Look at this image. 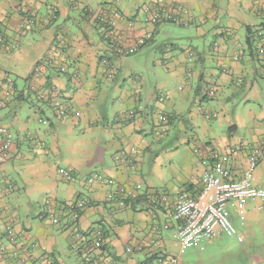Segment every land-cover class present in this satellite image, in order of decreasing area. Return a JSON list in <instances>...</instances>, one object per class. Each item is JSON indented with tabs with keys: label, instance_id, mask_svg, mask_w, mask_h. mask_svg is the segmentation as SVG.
<instances>
[{
	"label": "crops",
	"instance_id": "1",
	"mask_svg": "<svg viewBox=\"0 0 264 264\" xmlns=\"http://www.w3.org/2000/svg\"><path fill=\"white\" fill-rule=\"evenodd\" d=\"M94 1H96V5H93L92 2ZM149 1L152 0H135L132 2L133 6L130 7V1L128 0H0V35L7 36L10 41L15 40L18 44L17 51L15 49L12 52H6L5 46L0 45L2 50L5 49L3 53L6 54L3 56V53H1L0 58H7L5 61L3 60L4 68L0 77V109L8 108L4 119L12 121L11 123L1 121L0 125L5 124L10 127V130L14 125L17 130V141L11 147L10 157L0 164L2 167L0 170V246L6 247V251L0 250V264H62L60 253H57L56 241L52 239L53 233L46 226L48 222L43 219L49 213L51 214L49 217L52 218V223L61 225L64 234L65 232L70 234L71 247L79 254L81 264L84 263L82 248L89 242V239H84L83 236L84 234L88 235L94 229H101L104 234L103 247L108 255L103 256L101 264H112L113 261H117L118 264H143L145 259L147 261L150 259L148 250L144 253L126 254L125 247L136 243H148L149 239L155 236L161 237L160 241L164 245L162 223L164 224L168 219L166 213L160 215L159 222L156 223L149 214V204L147 205V202L141 201L126 204L125 207L120 208L122 214L118 219L114 217L116 208L113 204H110L114 202L109 201L107 195L106 199L103 198L105 188L108 194L109 191L115 190L118 186H134L141 183L137 177L143 170L144 151L151 148V142L143 137L145 133L143 132L145 130L144 122L138 118L144 106L142 105L144 96L139 94L136 101L140 103L136 105L137 107H133L135 111H139L137 118L134 116L129 117V110L119 111L115 117V122L106 124L105 128L102 129V133L99 126L95 125L94 122L90 123L95 126H89V130L100 129L102 134L101 137H93L95 138V144L97 142L102 143L96 144V147H89L91 145L90 139L83 141L85 146L83 149L79 148L76 140L72 143L69 140H61V136L64 135L62 131L67 129V132L73 133L72 128H69L66 123L69 120L73 121L81 117L82 112L74 106L77 100L89 104L88 101L91 99L92 94V81L95 80L97 83L98 75L99 77L103 75L108 78L109 75L116 76L118 73L117 58L120 56L110 49L109 37H107V34H111L112 31L117 33L119 42L132 45L139 42V37L143 34L153 36L152 41L160 27L167 24L172 23L181 27L193 25L196 27L198 36H213V41L208 48L193 51L195 54L193 64L197 79L196 93L201 95L203 99H213L217 94L216 88L219 89L221 84L232 82L233 84L242 85L252 71V66L244 63V43H247L252 58L255 57L253 47L259 50L258 53L261 49L264 50V0H161L166 12L170 13L172 17L170 20L157 23L146 20V14V16L142 14L143 18L140 16L141 9ZM21 4L37 11L38 19L34 25L25 23L24 15L17 8ZM51 5L57 6V14L52 11L53 9L51 10ZM83 8L88 9L89 14L87 16L84 15ZM77 10L80 11L84 19L82 25L84 42L91 49H82V39L75 43L76 47L67 43L63 48L66 51V56H70L71 53L72 57H69V63L67 58L66 61L61 60L60 64L59 54L62 50L59 46L60 39L63 37L60 36L57 27L62 19H70ZM113 10H116L121 16L117 19V27L114 30L110 26H104L99 21L100 16L109 18ZM49 11L56 15L50 16ZM52 18L55 19L51 20ZM22 29H25L24 32H20ZM243 34L246 37L245 41H243ZM21 36L22 38H20ZM188 49L190 48L185 49V54ZM77 51H80V55L77 54ZM84 51L86 53L83 56ZM262 55H264V52ZM105 58H108V62H104ZM53 59L58 60L57 64H60L57 65V70L50 66L51 64L47 65ZM164 59V63L168 64V57L165 56ZM61 65L66 66L67 72L62 73L59 71L58 66ZM11 74L16 78H24L27 83L25 88L17 90L15 81L13 80V82L10 79ZM194 78L193 69H189L186 71L184 83H188L189 86L193 85ZM213 78H216L214 87H207L208 80ZM10 85H13V87L10 95L7 96V91H9L7 86ZM211 90L215 91L213 98L209 96ZM29 91L36 92L33 99L42 100L46 109L54 107L52 100L57 99L61 107L70 113L67 117L61 116L59 122H54L49 120L48 117L41 118L40 114L45 110L39 107L37 109L40 111L37 110L34 115L31 113V106L28 105V109L29 107L30 109L25 114H20L18 106L12 108L10 105L15 101L13 105H17L24 100L29 101L30 98L27 97ZM19 95L22 98H19ZM161 97L159 99L162 102L156 98L158 102L154 101L155 105L161 104V107L157 106L160 108V115L164 113L171 122L170 116L164 111L165 105L162 104L170 96L162 94ZM32 102L35 103V101ZM54 109L56 110V108ZM201 112L204 117L210 114L205 111ZM217 114L219 116V113ZM94 118L98 117L95 116ZM213 118L206 116L205 120L211 121ZM42 125L48 127L45 129ZM233 126H235L233 129L238 130V124ZM261 130L264 131L262 126L254 129V141L264 137V133H262L263 136L259 133ZM49 135L53 137L54 143L47 140ZM62 143L67 145L65 146L67 156L60 155L65 163L64 167L74 169L73 173L77 176V179L72 183L78 182L81 186V177L79 178L81 172L86 168L99 164L102 165L103 169L100 173L103 172L104 176L113 178L115 185L109 187L100 186L99 184L92 186L93 189H91L90 194L86 195L60 175V181L62 182L57 181V192L54 196L57 198L63 196L64 191L68 190L71 197L66 200L67 202L61 201V203L55 198L52 200L47 197L43 205V207L45 206L44 209L42 208L43 210L41 209L40 213L38 211L41 224H35L30 219V216H33L32 210L36 202L35 193L32 192L33 190H31V193L28 191V184L26 183L24 190L28 195L27 198L24 197L22 189L12 176L9 163L13 159L16 160L12 164L18 165L20 171L23 174L25 172V174L30 175L31 178L37 176L41 180L49 177L51 180L53 176H58V168H61V166L57 165L56 167V163L50 161L49 157L45 155H48L50 150L62 154V150L58 146ZM39 144L40 147L37 146ZM251 144L247 145L230 136L218 137L216 143L210 141L204 145L195 144L193 148L199 147L205 155L210 154L211 150L222 151L229 146H242V153L234 161L236 164L234 171L239 174L246 163V154L249 151L246 148ZM113 148L116 149L113 160H107V151H113ZM85 154H87L86 157L82 156ZM195 154L198 156L197 153ZM198 158L200 162L197 168L192 169L186 179H183L184 175L182 174L183 177L179 180L178 185L174 183L167 184L168 188L155 187L153 183L146 180V185H142H145L147 189L165 191L173 199L184 189L197 192L202 187L205 170L201 158L199 156ZM158 169L161 174L160 166ZM255 183L264 188V159L256 171ZM11 184L14 186V190H11ZM169 189L172 191H169ZM84 196L88 197L91 203L83 211L78 212L79 214L76 216L77 211L73 206ZM75 199H77L76 202ZM261 204L263 203L260 202L256 206L257 203L254 201L247 207V217L249 216L253 222L264 221V207L259 208ZM23 211H26V215L22 213ZM234 213L237 214L235 211ZM172 225L176 228L175 222ZM9 226L15 232V241H11L7 236ZM246 233L245 236L241 234L243 236V242H240L243 244L242 255L251 264H264V258L256 255L254 251L256 250L255 246L258 245L264 251V242H262L264 235L257 236V242L253 241L247 245L248 233ZM140 255H144L141 260Z\"/></svg>",
	"mask_w": 264,
	"mask_h": 264
},
{
	"label": "rangeland",
	"instance_id": "2",
	"mask_svg": "<svg viewBox=\"0 0 264 264\" xmlns=\"http://www.w3.org/2000/svg\"><path fill=\"white\" fill-rule=\"evenodd\" d=\"M128 1H130V7L133 6L132 2L135 0ZM92 3L93 5H96V1ZM21 5L25 6V4ZM53 7H55V5H51V10ZM17 8H19V6H17ZM26 8L30 10L33 15L36 14V17H38L37 11L31 10L27 6ZM52 11L54 12V9ZM52 11H49L50 16H55ZM140 16L143 18L142 13ZM83 23L84 19L78 10L72 14L70 19H62L59 22L57 31H59L61 34L60 36L64 38L60 41L59 48L62 51L59 54V61H66L68 58L67 61L69 63V57H72L71 53L70 56L68 55L67 57L65 53L66 51L63 48L67 43L76 47L75 43L82 39V49L85 50L86 48H90L83 39ZM195 28L196 27L193 25L190 27H181L172 23L167 24L166 26L160 27L152 41L147 40L150 42L149 44L144 45L147 42L145 41L141 45L144 46L139 48V52L129 56L118 57L117 64L119 66V71L116 76L109 75L107 78L103 75L100 77L98 75L97 83L93 78L91 89L92 94L91 99L88 101L89 104L77 100L74 107L80 109L82 115L80 118H77L76 120L74 119L73 121L69 120L66 123L69 128H72L73 133L70 131L67 132V129H64L62 131L64 135L61 136V140H69L70 143L76 140L79 148L82 149L85 148L83 144L85 139L91 140V145H89L90 148L93 146L96 147V144H102L101 142L95 144V138L93 137H101L102 129L105 128L106 124H112L115 122V117L119 111L125 112L129 110L130 117L131 112L135 111L133 107L140 103H138L136 99H138L139 94H141L144 96L142 103L144 106L138 115V118L142 119L144 122L143 125H145V130L143 132L145 133L143 137L151 142V148L144 151L142 174L139 171L140 175H138L137 178L141 181V184H145L146 180L153 183L155 187L168 188L167 184L175 183L178 185L179 180L183 175V179H186L190 175L192 169L197 168L200 160L194 152L193 145H204L210 141L216 143L218 137L232 136L247 145L252 143L246 148L248 151L252 145L261 141V139H264V137H261V139L256 141L253 139V131L255 128L262 126V129H264V55H259V50L256 47H253L255 57L252 58L247 43L245 42L244 63L252 66L251 73L247 76L245 81H243L242 85L233 84L232 82L221 84L219 89L216 88L217 95L215 98L203 99L201 95L196 93L197 79L194 70V61L191 62L188 60L185 54V49L193 48L195 50H200L208 48L213 41V36L207 35L206 37H200L197 35ZM24 30L25 29H22L20 32H24ZM152 37L153 36L149 38L152 39ZM20 38H22V36ZM245 38V34H243V41H245ZM11 42H15V40L10 41L7 36H0V45L5 46L6 50H4L6 52H12L15 50L9 48ZM4 50L0 48V54L5 52ZM85 53L86 52L84 51L83 56ZM77 54L80 55V51H77ZM4 55L6 54L3 53V56ZM165 56L168 57V64L164 63ZM6 59L7 58L5 57L0 58V77L4 68L3 60L5 61ZM189 69H193L195 73L194 83L193 85L191 84L192 86L184 84L185 74ZM10 79L15 81L17 90H20L23 87L25 88L27 84L24 78H16L12 74L10 75ZM208 81L209 82L206 86L214 87L216 78L209 79ZM180 85H185L184 90H179ZM7 88H9V86H7ZM34 93L29 91L27 94V97L30 98L29 101L24 100L17 105H13L15 104V101L10 106H12V108L18 106L19 113L25 114L30 109V107L28 109V105H30L31 113L34 115L35 112L39 110L37 108L40 107L45 110L42 115L43 118L45 116L52 118L51 120L54 122H59L60 116L57 118V113L54 112L57 111L54 109L55 107L46 109L44 105L45 103L42 100L38 101L36 98L33 99L35 97ZM162 94L170 96L169 98H166L162 104L165 105L164 111L170 116L171 122L164 113L163 115H160V108L157 106L161 107V104L158 103L156 106L154 102L157 101V99L161 101L162 98L159 99L158 95L160 96ZM32 101H35V103ZM201 111L210 114L217 112L219 113V116L208 121L205 120L204 114ZM7 112L8 108L0 109V122H12L10 119H4L6 118L5 114ZM137 113H139V111H135V118H137ZM95 116L98 118H94ZM91 122H94L95 125L101 128V133L100 129L89 130V126H95L90 124ZM236 124L239 125L238 130L232 129L231 127ZM2 125L7 126L5 124H1L0 126ZM42 127L46 129L48 126L42 125ZM16 131V128L12 125L11 133L13 136V144L17 141ZM259 133L262 135L264 131L261 130ZM32 140L35 141L34 139ZM47 140H49L50 143H54L53 137L50 135ZM37 146L40 147V144ZM58 146L61 148L62 154L50 150L48 155L45 156L49 157L50 161L52 160L55 162L56 167L59 165L61 168H64L65 163L60 155L67 156L65 149V146L67 145L62 143ZM115 153V148H113V151L108 150L106 159L112 161ZM87 154L82 156L86 157ZM13 161L16 160L13 159L9 163V169L11 170L14 180L18 183L20 189H22L23 195H25L24 197L27 198L28 195L24 190L26 183L28 184V191L31 193V190H33L32 192L35 193L36 202L34 205L35 207L32 210L33 216H30V219L34 221L35 224L40 225L39 213L42 208L44 209L45 206L43 207V205L45 204L47 197L52 200L55 198L61 203V201L64 202L71 197L70 193L68 194V190H66L64 191L63 196H58V198L54 196L57 192V181L62 182L60 181L61 178L59 172L58 176H53L51 180L49 177L42 178L41 180L37 176L31 178L30 175L25 174V172L23 174L18 168V165H13ZM157 166H160L161 174ZM1 169L2 167L0 166V170ZM96 170H99L98 172L102 171V165L95 164L93 167L83 170L79 176V178L81 177V186L78 182L72 183V181H70V184L76 187L80 192H84L86 195L90 194L91 189H93L92 186H96L98 183L89 184L88 178L93 175L94 173H91ZM75 178L77 179L76 175ZM42 187L44 188L41 189ZM103 191V198L106 199V188ZM169 191L172 190L169 189ZM85 197L86 196L82 197V199ZM86 198L89 199L88 197ZM74 201L76 202L77 199ZM113 202L114 203L110 204H113L114 208H116L114 217L120 219L122 214L120 208L122 207H120L118 201ZM252 202L254 201L249 202V204ZM255 202L257 203L256 206L260 204L258 200H255ZM86 206L87 204L83 208L78 209L76 213L79 214L78 212L83 211ZM107 207L109 208V205ZM140 209L142 210L143 208ZM22 213L26 215V211H23ZM50 215V213L46 214L43 219L48 222V225H46L47 223L45 225L50 228V231L53 233L52 239L56 241V247L58 248L57 253H60L59 256L61 263L81 264L82 261L79 254L71 247L70 234H67L66 232L64 234L61 225L52 223V218L49 217ZM230 217L237 228L238 233L236 235L220 234L196 242L193 245H183L182 241L178 238L175 227L170 230L162 228V231L164 232L163 239H165L162 250L164 249L163 251L167 253V257L180 258L182 264H251L246 260V257L242 255L243 244L238 240V235L243 234L245 236L247 231V245L251 244L253 241L257 242V236L264 235V221L260 220L258 222H253L249 216L247 217V214L243 220H241L239 215L234 213L233 209L230 210ZM71 224L73 225L72 222ZM262 242H264L263 238ZM255 248L256 250L254 251L256 255L264 258L263 248H260V245L255 246ZM156 251L158 252L159 248H156ZM142 257H144V255H140V260ZM156 260L157 259H153V261L158 264V261Z\"/></svg>",
	"mask_w": 264,
	"mask_h": 264
},
{
	"label": "built area",
	"instance_id": "3",
	"mask_svg": "<svg viewBox=\"0 0 264 264\" xmlns=\"http://www.w3.org/2000/svg\"><path fill=\"white\" fill-rule=\"evenodd\" d=\"M18 10L23 13L25 22L27 25L35 24L37 20L36 14L33 15L26 6L19 5ZM57 9L54 7V13ZM143 15H147L146 20L152 23H157L164 20H170L171 14L166 12L161 0H152L143 6L141 9ZM145 15V16H146ZM121 18L116 10L111 12V16H100L99 21L105 26H110L113 30L117 27V19ZM109 37V47L118 56H129L139 51L141 45L147 41L150 34H143L139 40V44L127 45L126 43L119 42L117 33L114 31L111 34H107ZM16 42L9 44L10 49L17 48ZM264 50H260L263 53ZM188 59L194 60V53H188ZM104 62H108V58L104 59ZM62 70H66V67H61ZM190 77V76H189ZM11 82V81H9ZM187 85L188 83H184ZM185 85L179 87L180 90L185 88ZM13 85L9 86L7 96L10 95ZM209 96L212 98L215 96V91L211 90ZM163 97V96H162ZM161 97V98H162ZM52 104L55 108H59L62 115H65V109L61 107L60 102L57 99L52 100ZM216 114H208V117H217ZM131 117L135 116V112H131ZM7 126H0V164L5 162L10 157L11 147L13 146L12 133ZM243 147L229 146L225 150L217 151L211 150L210 154H205L199 147H195L194 151L201 158V162L205 167L202 187L193 192L188 189H184L176 196L172 198L169 193L160 191L157 189H147L141 183H137L134 186L122 185L118 186L115 190L109 191L107 198L109 201H118L121 207H125L129 204L128 201L146 197L147 205L149 204V214L152 219L158 223L159 216L165 214L168 219L164 222L163 228L168 230L173 228L172 223L175 222L178 238L182 241L183 245H193L196 242L210 238L212 236L227 234L236 235L237 228L232 222L230 217V210L233 209L241 220L247 214V207L250 201L258 200L261 204L259 208L264 207V188L259 187L255 183L256 171L264 159V139L254 144L246 154V163L244 168L239 174H236L234 168L236 166L235 160H237L242 153ZM58 172L62 177L68 181H75V175L71 168H59ZM98 183L102 186L115 185V180L104 176L100 172H95L88 178L89 184ZM88 200L86 197L79 199L73 206L76 211L83 208ZM76 216L78 214L76 213ZM172 226V227H171ZM7 236L11 241H15L14 230L9 226L7 228ZM84 239H89L82 248V257L85 264H101L102 258L106 254V250L103 248L104 234L101 229H94L84 234ZM161 237H152L148 243H136L125 247L126 254H132L134 252L149 251L148 254L152 258L158 261V264H182L180 258L167 257V253L162 249ZM238 240L243 241V236L238 235ZM159 248V251H156ZM1 251H6L5 246H0ZM149 259L147 264H157ZM112 264H118L117 261H113Z\"/></svg>",
	"mask_w": 264,
	"mask_h": 264
},
{
	"label": "trees",
	"instance_id": "4",
	"mask_svg": "<svg viewBox=\"0 0 264 264\" xmlns=\"http://www.w3.org/2000/svg\"><path fill=\"white\" fill-rule=\"evenodd\" d=\"M55 8L57 9V6H55ZM52 9H54V7H53ZM83 10H84V15L87 16V15L89 14L88 9H87V8H85V9L83 8ZM22 14H23V13H22ZM56 14H57V13H56ZM56 14H55V15H56ZM37 19H38V17H37ZM53 19H55V18H52L51 20H53ZM36 22H37V20L35 21V23H36ZM33 25H34V24H33ZM107 26H108V25H107ZM0 36H1V35H0ZM62 39H64V38H61L60 41H61ZM148 40L150 41L151 39L149 38ZM147 42H148V41H147ZM147 42H146V44H147ZM0 44H1V43H0ZM146 44H145V45H146ZM193 51H196V50L193 49V48H192V49L190 48V49H188V50L186 51V56H187V58H189V57H188V56H189L188 53H189V52H193ZM260 54H262V53H259V55H260ZM195 57H196V56H195ZM188 60H189V59H188ZM194 60H195V59H194ZM194 60H193V61H194ZM189 61H190V60H189ZM47 64H49V65L51 64L50 66L56 68V70H57V65H60V64H61V61H60V64H57V60L53 59V60L51 61V63L48 62ZM58 67H59V71H60V72H62V73L67 72V69H66V70H62V69H61V67H66V66L61 65V66H58ZM8 79H9V78H8ZM8 79H7V81H8ZM197 92H198V91H197ZM216 95H217V94H216ZM18 97H19V98H20V97L22 98L21 95H19ZM158 97H161V95H160V96L158 95ZM205 97H206V96H205ZM56 110H57V111H54V112L57 113V116L60 115V117H61V116L67 117L68 114L70 113L68 110L65 109V115H62L58 107L56 108ZM136 111H138V110H136ZM134 112H135V111H134ZM43 114H44V112L40 114L41 118H43V116H42ZM206 116H207V115H205V118H206ZM44 117H45V116H44ZM217 117H218V115H217ZM48 118H49V117H48ZM214 118H215V117H214ZM51 119H52V118H50L49 120H51ZM234 127H235V126H232L231 128L233 129ZM123 153H125V151H123ZM100 186H102V185H100ZM112 186H113V185H112ZM10 188H11V190H14V186H13L12 184L10 185ZM188 190H189V189H188ZM140 199H141V200H140ZM141 201H145V202H146V197L143 196V197L138 198V199H136V200L134 199V201H133V199H132V200H130V201H128V202H129V204H131V203L134 204V203H139V202H141ZM89 203H91L90 200H88L87 205H88ZM105 245H106V244H105ZM103 246H104V245H103ZM103 248H104V247H103ZM140 253H141V252H140ZM143 253H144V252H143ZM107 257H108V256H107ZM150 259H152V256H150ZM148 261H149V260H148ZM83 264H85V263H83ZM143 264H147V260H146V259H145V261H144Z\"/></svg>",
	"mask_w": 264,
	"mask_h": 264
}]
</instances>
